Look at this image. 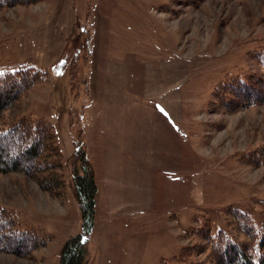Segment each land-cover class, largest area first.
<instances>
[{
  "label": "rangeland",
  "instance_id": "374dc122",
  "mask_svg": "<svg viewBox=\"0 0 264 264\" xmlns=\"http://www.w3.org/2000/svg\"><path fill=\"white\" fill-rule=\"evenodd\" d=\"M51 4L0 9V71L29 64L48 73L2 125L23 116L51 124L64 182L57 197L23 174H0V209L48 240L28 258L0 252V264H58L63 243L81 232L69 165L77 141L97 189L86 264H176L181 247L195 242L189 229L208 224L236 234L233 208L264 224V103L234 111L216 100L228 102L229 91L213 94L218 82L264 74V0H75L71 48L45 68L43 52L19 38ZM88 35L97 59L91 86ZM121 143L146 159V178H127L140 205L130 213L116 207L128 197L108 193L119 181L106 178L121 167L120 155L135 154Z\"/></svg>",
  "mask_w": 264,
  "mask_h": 264
},
{
  "label": "trees",
  "instance_id": "16d2710c",
  "mask_svg": "<svg viewBox=\"0 0 264 264\" xmlns=\"http://www.w3.org/2000/svg\"><path fill=\"white\" fill-rule=\"evenodd\" d=\"M43 1L47 0H0V9L29 7ZM86 47L90 53L93 47L90 35L83 44V48ZM47 79L48 73L45 69L29 64L0 71V174H23L34 179L41 190L59 197L58 190L64 187L60 173L63 158L52 125L41 119L33 121L27 116L18 118L7 126L2 125L4 113L29 88ZM227 80L218 82L213 92L216 95L218 92L229 91L228 102L220 104V97L216 99L223 108L236 111L264 103V74L249 81L236 78ZM210 106L212 107V103ZM263 151L254 155L247 152L238 161L248 164L253 158L257 160ZM262 156L264 157V153ZM69 165L82 225L79 234L63 243L58 264H86L85 244L93 229L97 189L91 163L79 141L76 142ZM233 211L235 213L228 215L236 221V234L223 229L213 231L208 224L198 229H189L185 236L188 234L195 242L181 247L179 255L174 257L176 264H264V224H256L253 215L246 210L233 208ZM24 229L26 228L21 227L13 215L1 208L0 252L28 258L31 252L47 244L46 238Z\"/></svg>",
  "mask_w": 264,
  "mask_h": 264
},
{
  "label": "crops",
  "instance_id": "0c3cea01",
  "mask_svg": "<svg viewBox=\"0 0 264 264\" xmlns=\"http://www.w3.org/2000/svg\"><path fill=\"white\" fill-rule=\"evenodd\" d=\"M52 2L51 5L47 6L44 10H40L35 17L34 22L28 26L30 29V34L28 36H24L25 38L20 39V44H23L25 47H32L38 53L43 52L44 57L46 58V62L42 65L45 68H51L57 64V62L62 58L63 53L68 50L69 47L66 42L68 38H70L75 29L76 23V8H75V0H50ZM32 30V32H31ZM95 49L92 50L91 55V74H90V86L93 84V74L95 73L97 67V59L95 54ZM131 129L134 131V127ZM145 130V126L143 127V131ZM134 133V132H133ZM119 135H117L118 138ZM122 144V143H121ZM119 148V147H118ZM127 149L130 152H135L134 155L124 156L120 155L116 160H120L121 167L117 168L114 172V176L110 177L106 175L108 183H112L113 181H119V184L116 185V188H110L108 193H112L111 195L128 197L125 200L117 201L118 206L121 208L120 212L126 210V212L133 211V209L138 205L136 198H132V196L137 195L135 190V186L137 183H131L130 179L146 178L145 170L143 169V165L146 164V159L144 157H140L136 154L137 147L134 145L120 146V149ZM125 151H123L124 153ZM133 152V153H134ZM113 156V155H112ZM138 156V157H137ZM110 156H107L108 159ZM159 162V159H157ZM142 165V168H141ZM151 165H156V159L152 162ZM128 166V167H127ZM115 169L117 165H112ZM125 167L127 170L125 171ZM132 177V178H131ZM131 183V184H130ZM114 185V184H113ZM139 185V183H138ZM131 197V199H129ZM135 199V200H134ZM124 207V208H123Z\"/></svg>",
  "mask_w": 264,
  "mask_h": 264
}]
</instances>
